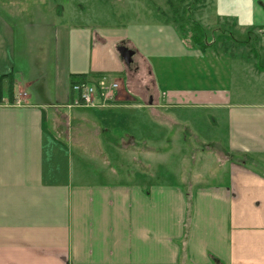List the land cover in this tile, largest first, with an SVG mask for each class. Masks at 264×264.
I'll use <instances>...</instances> for the list:
<instances>
[{
  "label": "crops",
  "instance_id": "crops-1",
  "mask_svg": "<svg viewBox=\"0 0 264 264\" xmlns=\"http://www.w3.org/2000/svg\"><path fill=\"white\" fill-rule=\"evenodd\" d=\"M32 3L0 0V264H264V171L252 166L264 160V101H234L224 81L234 64L240 74L264 69L197 53L166 17L150 41V27L132 34L123 24L66 22L58 1ZM199 15L209 28L230 19L264 33V0H208ZM118 45L133 51L130 64ZM81 73L118 82L116 100L73 105L70 74ZM186 102L226 117L225 182L193 185L190 171L185 184L153 182L135 155L142 169L126 171L128 180L100 179L116 174L106 154L152 149L146 139L177 124L163 111ZM115 118L128 131L104 140ZM73 122L92 128L88 151L104 166L75 162L66 144Z\"/></svg>",
  "mask_w": 264,
  "mask_h": 264
},
{
  "label": "rangeland",
  "instance_id": "rangeland-1",
  "mask_svg": "<svg viewBox=\"0 0 264 264\" xmlns=\"http://www.w3.org/2000/svg\"><path fill=\"white\" fill-rule=\"evenodd\" d=\"M16 1H28V5L23 6L24 8H29L33 5L32 0ZM56 1L63 4L66 10L61 19L63 21H78L96 26L123 24L129 26L127 28L132 31V34H135L137 29L143 30L145 27H150L151 31L147 35L152 41L154 34L157 37L161 35L159 30L165 25L163 17L167 18L166 21L168 23L180 18L184 28L183 31L186 37L189 38L193 32L192 27L194 26L192 25H195V22L198 23L197 20L201 17L199 12L207 5L208 0H170V2L169 0H43V4L53 8V4ZM43 4L40 5L42 6ZM194 10L198 11L196 15L193 14ZM78 11L81 14H78ZM231 23L230 19L227 20V23L221 27L223 29H218L219 25H215L214 29L203 25L201 32L200 30L196 31V36L202 41H217L216 50L208 49L207 51L209 53L212 52L214 56L221 54L230 57L239 56L248 59L246 60V65L248 66H255V63H257L256 66H264V33L253 30L250 27V29L237 28L235 24L231 25ZM226 27H228L230 32L232 30L231 33L236 39L243 42L248 41L247 44L235 46V43L232 44L231 41L227 40V30L224 29ZM133 29H136V31H133ZM247 36L249 37L248 40ZM47 38L44 39L45 42ZM152 49L153 45L151 43V46L146 50L150 54ZM153 51L154 55L150 54V57L154 69L157 71V52L155 48ZM197 53H200V51L198 50ZM228 70L224 77L227 87L226 92L232 95L234 101H264V75L256 76V74L248 70L240 74L236 64H234V68L231 67ZM198 74L201 75L200 73ZM177 83L183 82L178 80ZM191 85L196 88L201 87L199 84ZM152 92L151 90L150 93ZM195 93H198V90ZM197 96L195 95V97ZM170 106L173 107L163 112L176 118L177 124L173 126V124L166 123L163 137L154 143L146 139V144L152 149L140 150L137 146L133 154L126 152L127 157L124 159L121 158L120 153H115L117 158L113 155L114 153L106 154L108 163L115 168L116 174L102 175L100 176L102 181H126L128 180L126 171L132 170L134 173L138 169L141 171V165L138 166L139 164L134 159L129 158V155L139 157L145 163L144 165L147 162L149 168L146 165V172L148 171L149 178L153 182L185 184V180L189 178L186 174L188 173L187 171H190L192 177L195 178L191 180L193 185L223 183L228 179L229 162L224 160L227 158L230 160L231 157L222 149L226 144L227 133V121L223 112L210 107L214 105L193 102ZM114 120V123L110 125L111 127L104 124V126L110 127L108 133L104 136V140H112L114 138L120 140V137L125 136L127 133L128 129L122 124V119L115 118ZM72 125L69 127V140L66 144L71 150L75 162L79 160L87 168H93L96 164L104 166L103 163L101 164V159L97 160L88 151V146L93 143V134L90 131L92 128L87 127L86 130L82 128V131H79L75 122ZM243 159L246 158L243 156L235 158L237 161H242ZM252 166L264 171V160L260 164H252ZM107 173H111V171ZM194 174L196 177L193 176Z\"/></svg>",
  "mask_w": 264,
  "mask_h": 264
},
{
  "label": "built area",
  "instance_id": "built-area-1",
  "mask_svg": "<svg viewBox=\"0 0 264 264\" xmlns=\"http://www.w3.org/2000/svg\"><path fill=\"white\" fill-rule=\"evenodd\" d=\"M118 86V82L107 77H101L96 82L84 80L73 83L71 90L75 97L72 104L87 107L105 106L116 100Z\"/></svg>",
  "mask_w": 264,
  "mask_h": 264
},
{
  "label": "trees",
  "instance_id": "trees-1",
  "mask_svg": "<svg viewBox=\"0 0 264 264\" xmlns=\"http://www.w3.org/2000/svg\"><path fill=\"white\" fill-rule=\"evenodd\" d=\"M170 2V0H169ZM193 24V23H192ZM171 25H172V28L174 29L175 33L177 34V36L184 40L185 44H187L188 47L190 48H196L198 49L200 52H205L207 51L208 49L210 50H216V47H217V41L215 40H200L199 37L196 36V31L197 30H200L201 32V29H203V26L200 24V23H196L195 22V25L193 24L192 26V30L193 32L190 34V37L187 38L186 37V34L185 32L183 31V24L182 22L180 21V18H176L174 19V21L171 22ZM223 29L221 28V26L218 27V29ZM251 29L255 30V26L253 27H250ZM249 28V29H250ZM214 29V28H213ZM225 30H227L226 32V36H227V40L231 41L232 44H234L235 46H242V45H246L247 42H243V41H240L238 39H236L233 34L230 32V30H228V28H224ZM249 33V32H248ZM201 34V33H199ZM248 36H247V40H248ZM258 69L259 70H263L264 69V66H258ZM86 80V74L85 73H81V74H70V89H72V85L73 83H76V82H80V81H84ZM230 157L232 158L233 155L232 154H229ZM232 155V156H231ZM241 162V161H239ZM212 259L214 260V262H217V259L212 257Z\"/></svg>",
  "mask_w": 264,
  "mask_h": 264
},
{
  "label": "water",
  "instance_id": "water-1",
  "mask_svg": "<svg viewBox=\"0 0 264 264\" xmlns=\"http://www.w3.org/2000/svg\"><path fill=\"white\" fill-rule=\"evenodd\" d=\"M117 51L119 52V54L121 55V57L124 59V61L126 62V64H130L131 63V61H132L131 55L133 53L132 50L128 49L124 45H118L117 46Z\"/></svg>",
  "mask_w": 264,
  "mask_h": 264
}]
</instances>
